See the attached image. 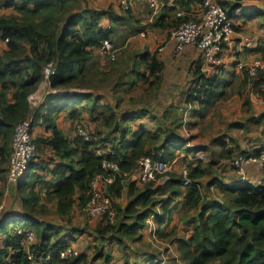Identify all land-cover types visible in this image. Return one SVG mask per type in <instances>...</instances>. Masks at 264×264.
<instances>
[{"label": "trees", "instance_id": "1", "mask_svg": "<svg viewBox=\"0 0 264 264\" xmlns=\"http://www.w3.org/2000/svg\"><path fill=\"white\" fill-rule=\"evenodd\" d=\"M178 3L189 13L195 7L203 6V0H178ZM236 7L233 6L231 11ZM2 9L15 13L3 15ZM125 12L128 14L126 17L110 10L92 8L87 0L0 2V40L6 41L0 47V173L8 172L11 145L18 124L32 118L34 128L37 117L42 115V122L50 132L48 137L33 138L37 156L31 160L25 176L17 184L27 214L0 219V264H33L30 253L35 260L42 261L40 264H79L84 261L86 254L81 252L70 261L60 257L70 244L61 232H55L52 224L47 225V221L35 216L44 202L53 201L56 213L62 219H71L76 209L84 211L92 198V181L106 173L103 166L106 160L120 166L119 174L106 186L111 200L120 199L124 195L125 179L138 169L143 157L171 163L176 150L183 144V140L182 144L172 140L178 135L169 132L164 134L162 144L157 145L161 133L148 134L144 128L131 129L139 116L120 118L116 107L104 103L103 96L98 94L99 90L111 85L116 84V89L121 87L123 76H118L119 81L114 83L118 66L101 65L94 53L98 51L100 54L105 41H111L118 49L112 38L113 24L130 18L131 9ZM255 14L253 12L247 17L253 18ZM190 16L172 18L173 23L167 25L165 16L161 15L159 25L177 26L184 20L194 19ZM239 27L235 25L236 30ZM256 50L264 58V44L259 43ZM138 55L144 70L134 65L130 71L134 80L146 83L151 77L160 79L158 73L163 71V64L157 54L144 51ZM49 63L55 68V73L48 78L51 88L64 94H49L42 110H36L31 106L30 96L46 79L45 68ZM202 64V57L198 54L190 66L193 75L186 93L187 103L197 104L200 112L222 98L229 84L223 76L225 70L222 66H219L220 72L207 75L202 72ZM241 76L245 83L253 81L254 90L264 100V70L251 76L244 68ZM64 110H69L68 116L77 133L79 128H90V140L79 133L70 139L58 128L54 115ZM249 120L262 123L264 113ZM47 150H51L55 158H41ZM254 150L262 151L264 148ZM99 151L103 154L98 155ZM242 152L246 153L235 142L230 145L222 143L221 157L234 171V158ZM52 161L60 162L54 166L46 165ZM38 170L45 171L51 178H42L36 172ZM204 174L201 161L189 168L190 183L186 190H183L184 176H171L155 188L154 184H149L140 191L136 190L135 182H130L133 198L128 204L122 208L112 200V206L121 218L119 224L111 225L108 220L106 227L98 229L99 234L114 232V239L118 241L123 237L133 238L141 231H148L146 221L152 215L158 225L156 232H160V226L171 217V203L185 194L184 204L190 209H199L195 216L194 234L188 241L181 242L187 264H264V172L262 182L257 185L252 181L242 182L238 177L229 185L219 178L210 181V187L216 186L228 196L227 204L207 202L198 181ZM156 195L163 198L157 199ZM158 207L161 214L157 213ZM103 218L107 221L106 216ZM18 229L34 231L35 241L30 243L26 232L19 233ZM101 259L107 262L110 256L100 250L93 260Z\"/></svg>", "mask_w": 264, "mask_h": 264}, {"label": "rangeland", "instance_id": "2", "mask_svg": "<svg viewBox=\"0 0 264 264\" xmlns=\"http://www.w3.org/2000/svg\"><path fill=\"white\" fill-rule=\"evenodd\" d=\"M2 0H0L1 2ZM153 0H134V6L131 9V16L127 18L126 21H122L118 24H113L115 31L112 36L114 44L118 48V55L116 60H109L102 58L98 51L94 53L96 60L102 65H111L115 64V68L118 66V73L126 68H130L131 64L135 65L137 69L143 68L141 59L138 57L140 53L144 51L150 52L151 54H157L158 58L162 60L165 64V69L162 74L164 79V92L170 97V101L173 99V104H178L179 100L183 96L184 85L189 81V84L192 80L193 73H190V66L193 62L194 57L192 54H189L187 50L178 51L174 43L173 47L171 44L172 33L176 28L174 26L162 27L159 25L158 18L162 14L163 10H160L157 15H154V7L152 4ZM160 4L164 0H157ZM87 3L92 8L110 10L113 14L119 16H127L128 14L123 11L118 0H87ZM185 9V8H184ZM195 10V11H194ZM204 10L203 6H197L193 9L191 18L199 17L200 13ZM179 11H184L183 7H180L175 12H168L169 17L176 18ZM15 13L13 10L2 9L1 14L11 15ZM185 15H188L186 13ZM195 16V17H194ZM158 22V23H157ZM173 23L172 20L166 21L168 25ZM107 24V22L105 21ZM241 27V26H240ZM239 30H236L241 33L243 32L242 27ZM140 29L142 31H140ZM245 31V30H244ZM250 31V30H249ZM236 33V36L238 34ZM146 39V41H143ZM240 43V41H238ZM237 44L231 48L232 52L225 51L222 55V63L219 66H222L225 71L224 77L229 81H232L227 87L224 96L211 105L205 113V116L201 119L195 118L190 119V114L194 111L191 110L187 115V120H182V130H180L181 136L184 138L183 145L185 142H188L186 146H191V144H197L199 146H204L205 151L197 153L196 157L193 154L187 156L190 160H200L204 164L203 168L207 172L206 176L200 179L201 188L204 194L208 198H214L219 201L227 204L228 196L222 194L217 189L208 188L209 181H212L214 176H220L217 169L214 167L211 162H216L220 160L219 153L222 149L220 142L217 143L218 139L226 140L229 145L231 142H235L240 145L241 150L243 147L251 148L256 143H259L264 146V122L255 123L253 121H248L252 116H259L261 112L264 111V103L261 104L263 99L258 98V93L254 90L253 81L249 80L247 83L243 81L242 76L240 77V70H237L236 67H231L233 58H237L238 62H242L245 65H250L257 59L264 60L263 56H254L250 54L246 56V49L243 50V47L240 44ZM264 44V42H262ZM242 48V53L239 50ZM243 54L241 59L237 53ZM198 54V52H196ZM102 62V63H101ZM167 65H166V63ZM140 67H139V65ZM238 65V63H237ZM219 66H208V71H203L207 75L211 71L220 72ZM144 69V68H143ZM113 71V70H112ZM113 79V78H112ZM97 79L94 80V82ZM124 90V89H122ZM147 89H143L141 86L133 89L131 95L124 94L126 98L134 97L136 100H144V98H149L148 94H145ZM123 92V91H122ZM187 92V90H186ZM185 92V94H186ZM181 111L184 112V108L180 107ZM190 121L197 122L194 125L190 124ZM60 125L64 130H66L67 135L71 137L77 135V131L73 128L71 131L66 125L69 123L63 115L60 117ZM150 128L154 129V126H151V120L146 121ZM238 124H243L238 125ZM88 128V127H87ZM92 128V126H91ZM90 129V128H88ZM43 128L41 130L35 131L33 137L37 134L43 133ZM93 130V128H92ZM179 135V137H181ZM232 140V141H231ZM41 154V153H40ZM186 153L184 150L180 152L181 156H184ZM205 154V155H204ZM49 156L48 152H45L42 157ZM180 160L182 158L180 157ZM199 162V161H197ZM169 170L157 175L154 180L143 181L137 176V171L133 172L132 175L128 176L125 181V191L124 195L120 199H112L114 202L118 203L122 208L125 207L128 202L133 198L130 193L129 184L130 182H135L137 184L138 191L143 190L149 184H154V188L158 185L164 183L166 179H169L171 176L181 177L185 170L189 171L188 165H176V162L168 163ZM222 164H228V162H223ZM196 166V165H195ZM224 165H222L223 167ZM225 168V167H224ZM220 173V172H219ZM3 174V173H1ZM161 176V177H160ZM6 176L0 175V192L8 186V172L7 180ZM216 178V177H215ZM252 183H258L257 180H252ZM187 187H183V190H186ZM104 196L107 195L106 188ZM157 199H162L160 195H156ZM4 199V196L1 198ZM181 199H178L180 201ZM176 209L172 212V219L170 220V225L165 230L166 232H156L158 225L154 219L152 221H146V224L149 225L148 231H141L138 235L131 240L122 239L118 241L114 239V232H107L106 234H99L98 229L106 227L108 221H104L103 217H90L86 214L85 211L75 210L72 213L71 219H62L56 213L55 203L51 201H45L44 205L38 210V213L35 216L41 220L47 221L48 224H52L55 232H60L62 229L65 230H74L77 232H85L89 242L87 246L83 245V239L80 237L78 240L81 242L78 245L74 244L77 249L83 251L86 248V257L88 262H94V264H101L97 262L98 260H93L98 256V252L103 250V252L112 258H116L114 262L107 261V264H124L125 262H134L132 255H136L137 264H187L186 259L184 258V250L182 248V241H188L192 234H194V225L195 223L190 224L186 222V216H192L196 211L187 212L185 209L181 208V204L177 202L175 205ZM115 209V208H114ZM117 212V210L115 209ZM118 213V212H117ZM106 220V219H105ZM120 215L117 214L116 218L110 222L111 225L117 226L120 222ZM61 228V229H60ZM152 231V232H150ZM141 234V235H140ZM125 238V237H123ZM128 238V237H126ZM128 242V243H127ZM130 242V243H129ZM123 262V263H121ZM91 264V263H90Z\"/></svg>", "mask_w": 264, "mask_h": 264}, {"label": "crops", "instance_id": "3", "mask_svg": "<svg viewBox=\"0 0 264 264\" xmlns=\"http://www.w3.org/2000/svg\"><path fill=\"white\" fill-rule=\"evenodd\" d=\"M163 7H162V14L165 16V21L168 20H172L171 17H169L168 12L173 13L175 12L177 9H179L181 7L180 3H178V0H164V2H162ZM256 12L255 16H253V18H248L247 15ZM160 15V16H161ZM160 16L158 18V21L160 22ZM231 16L234 18L235 23L238 26H241L243 29V32H239L238 31V36H236V41H243L244 39L249 40L250 45L246 46V45H242L243 50L246 49L247 52L245 53L246 56H249L250 54H253L254 56H260L261 54L256 50L257 46L259 45V43L264 42V0H248L246 2L241 3L239 6L237 5V7L235 8V10L231 11ZM246 16V17H245ZM163 21V22H165ZM158 23V22H157ZM240 27V28H241ZM245 30V31H244ZM250 30V31H249ZM143 41H146V39H143ZM174 41L171 39V44L172 47L174 45ZM176 47V46H175ZM245 48V49H244ZM187 50L189 54H192V56L194 57V59L192 61H195L197 59L198 54H196L197 48L193 45H188L185 47V49L183 51ZM239 50L242 53V48ZM227 52H232L231 49H226ZM142 54V53H140ZM237 55H239V58L241 59V56L243 54H240V52L237 53ZM140 56V55H139ZM262 56V55H261ZM159 61L163 64L164 62L162 60L159 59ZM232 65L231 67H236L237 70L242 71V69H240L237 65L238 59L237 58H233V60L231 61ZM102 63V62H101ZM166 63V62H165ZM132 66H130V68H126L125 70H122L120 73L117 72V76H116V80L114 81V83H116L117 81H119L117 78L118 76H123V79L121 81V87L119 88H115L114 85H111L110 87L101 89L98 91V94L103 96L102 101L104 103H109V104H113L116 107V110L119 114V117L122 118L124 116H132V115H138L139 116V120L134 122L131 125V129L133 130H137L139 128H144L146 130V132H148V134H154V133H161L162 137H160L159 139V144L157 145H161L163 140L165 139L164 134L165 133H171V134H177L178 136H181L180 130H182L183 126H182V120L184 118V120H187V115L190 113L191 110H193L194 112L192 114H190L189 120L190 119H195V118H203L205 116V113L207 111V109H202V111L200 112L199 107L197 104L192 105L187 103L186 101V90L189 86V81L184 85V88L182 89L183 92V96L181 97V99L179 100L178 104H173V99L170 101V97L168 96L167 93L164 92V79L162 78V74L164 72L165 69V64H163V71L158 73L160 75V79L157 77H151L149 79L148 82L143 83L142 81H139L137 79L134 80V76L130 73V71L133 69L132 67L134 66L133 63L131 64ZM139 65V63H138ZM167 65V63H166ZM140 67V65H139ZM143 67V65H142ZM141 68V67H140ZM142 70H144L143 68H141ZM213 74V71H211L209 73V75ZM226 78V77H225ZM226 80L229 82V84L226 86L227 87L230 85V83L232 81H229L227 78ZM131 84V85H130ZM133 85V86H132ZM130 86H132L130 88ZM142 87L143 89H147L145 92V94H148L149 98H144V100H136L134 97H129L126 98L124 94H128L131 95V91L137 87ZM124 89V90H122ZM123 91V92H122ZM51 93H60V94H64L63 91H55L52 90L50 82L48 79H45L37 88V90L30 96V103L32 108L34 109H38V110H42V108L45 106L46 104V100H47V96ZM187 93V92H186ZM259 99H262L258 96ZM221 99V98H220ZM219 101L216 100L215 102ZM264 103V100L261 101V104ZM180 107L184 108V112L181 111ZM264 113L261 112V114ZM62 115L69 120V123L66 125V127H69V130L71 131V129L73 130V122L70 119L69 115V110H64L61 112H57L54 115L56 124L58 125V128L60 130H62L67 137H69L70 139H73L74 137H71L69 134L67 135L66 130H64L62 128V126L60 125V117H62ZM37 121L36 124L33 128V135L35 134V131L37 130H41L43 128V133L42 134H37L35 137L37 136H46L48 137L50 135L49 130L46 128V125L42 122L43 121V116L41 115L40 117H37ZM250 119V118H249ZM248 119V121H249ZM151 120V123H153L151 126H154L152 128L149 127L148 123L146 121ZM194 123L197 122H191V125H194ZM239 125V124H238ZM177 136V138H178ZM172 139L175 141H179L181 143V140H183V142L185 141L184 138L181 136L179 139ZM232 141V140H231ZM189 142V141H188ZM188 142H185V145H181V147H179L176 150L175 156L173 158H171L172 162H176V165L178 166H189V168L195 167V165L199 164L200 160H195L192 161L190 160L187 156L191 155V154H195L194 157H196L197 153H201L203 151H205L204 146H199L197 144H191V146H186ZM220 142V144H222L223 142H226L227 144H229L226 140H223L221 142L220 139H218L217 143ZM233 142V141H232ZM231 142V143H232ZM190 143V142H189ZM222 147V145H221ZM259 148H264L263 145L256 143L255 145H253L252 149H259ZM184 150L185 151V155L181 156L180 152ZM243 150L245 151H249L251 150V148H246L245 146L243 147ZM47 152L49 153V156H43L44 159L48 160V157H52L55 158V154L52 153L51 150H47ZM222 154V149L219 153V157L220 160H217L216 162H211V164L214 165V167H218V174H221L220 176H214V178H219L220 180H222L224 183H226L227 185H229L231 182H233V180L236 179L237 174L236 171H234V169H232V167H230L229 165L226 164H222L223 162H228L225 159H223L221 157ZM205 155V154H204ZM180 157L182 158V160H180ZM61 161V160H60ZM60 161H52L54 163H48L46 164L47 166H54L56 163L60 162ZM199 161V162H197ZM204 164H202V168ZM222 165H225L222 167ZM205 174L200 178L202 179L203 177L206 176L207 172L205 171V169L203 168ZM39 176H41L42 178H51V176H49L45 171L42 170H38L36 171ZM0 175H4L6 176V180H7V171L3 172V174L0 173ZM249 176L251 181L252 180H257L259 184L260 180H262L263 176H262V172L259 170H256L255 168H250L249 170ZM212 178V179H214ZM200 179L198 181H200ZM210 183V181H209ZM208 185L209 190L212 188L217 189L219 192H221L222 194H224V196L226 195L225 193H223L219 188H217L216 186L210 187ZM200 186H201V182H200ZM184 187H186L184 185ZM201 188V187H200ZM202 190V188H201ZM203 192V191H202ZM204 194V192H203ZM184 195L182 197H179L177 199H175V201H173L170 205L171 208V217L167 222H164L161 226H160V232H166L165 230L162 229H167L170 225V220L172 219V212L174 209H176L175 205L178 203L181 204V208L185 209V211L187 212H191V211H196L192 216H186V222L190 223L193 225V223L196 222L195 216L196 214L199 212L198 208H194V209H190L187 205L184 204ZM205 195V194H204ZM4 196V199H1ZM206 196V195H205ZM207 197V196H206ZM178 199H181L180 201H178ZM217 201L219 202V200L214 199V198H208L207 197V202H214ZM53 202V201H51ZM222 203V201H220ZM3 204V208L0 209V219H7L12 218V217H20V216H25L27 213L24 210L22 203H21V198L18 194V190H17V185L11 184L9 183L7 187L4 188V191L2 190L0 192V205ZM157 213L161 214V208L158 207L157 208ZM152 219H154V215H152L151 217H149L147 219L148 221H152ZM47 221L49 222L50 220L47 219ZM149 223V222H148ZM53 227V225H52ZM61 229V228H60ZM61 236H65V240L68 242V244H70L69 246H72L74 248L79 247V243L81 242L80 240H78L80 237H82V241H83V245L87 246L89 242V238H87V235L85 232H77L76 229L74 230H65L62 229L61 231ZM146 232V231H144ZM141 235V234H140ZM193 235V234H192ZM191 235V236H192ZM124 242L125 240H131L130 242L133 241V239L130 238H123ZM129 242V243H130ZM128 243V242H127ZM74 244L78 245V246H74ZM77 249V248H76ZM79 252H81V254H85L86 253V248L83 249V251H80V249H77ZM133 261H136V255H132ZM116 260V258H112L110 256V261L109 262H114ZM93 262V261H92ZM92 262H88V260L86 259L85 261L80 262L79 264H90ZM97 262H100L101 264H107V262H105L103 259L98 260ZM132 262V263H134ZM94 263V262H93ZM123 263V262H121ZM131 264V262H125L124 264Z\"/></svg>", "mask_w": 264, "mask_h": 264}, {"label": "built area", "instance_id": "4", "mask_svg": "<svg viewBox=\"0 0 264 264\" xmlns=\"http://www.w3.org/2000/svg\"><path fill=\"white\" fill-rule=\"evenodd\" d=\"M248 0H203L204 10L199 17L194 19L184 20L179 23L172 33V40L175 42L176 49L183 51L186 46L193 45L197 48L201 55L203 64L202 70L208 71V66H219L222 63V55L226 49H231L237 44L236 29L234 18L231 16V8L239 6L241 3ZM119 6L123 11L132 9L134 0H118ZM154 7V15H157L162 10L163 4L157 0L152 1ZM192 15L190 12L179 11L177 17L184 18L185 14ZM6 41L0 40V47ZM239 43V42H238ZM240 46H249L250 42L247 39L240 41ZM100 54L109 60H116L118 49H116L111 41H105L100 48ZM240 69L246 68L251 76L257 75L259 70H264V60L257 59L250 65H245L238 62ZM55 73V68L52 63H49L45 68V76L48 79ZM206 74V73H205ZM33 119L27 120L18 124L15 128V133L11 145L10 163L8 168V179L11 184L17 185L28 170L29 163L37 156V148L34 142L32 133ZM78 133L86 140H90L88 129L79 128ZM103 151H99L98 155H102ZM233 165L237 177L242 182H250L249 170L255 168L264 172V150L256 151L251 149L246 153L237 154L234 158ZM106 173L100 174L94 178L91 184L92 198L84 208L86 214L90 217H104L106 220L112 222L117 215V212L112 206V200L109 196H104L103 189L112 183L116 174L120 172V166L117 163L104 161L103 163ZM169 170V164L162 160H154L150 156L143 157L139 161V167L136 170L137 176L143 181L154 180L157 175ZM185 178L184 185L190 183L188 178V171L183 172ZM166 179L165 181H167ZM163 181V182H165ZM260 180L259 183H261ZM0 205V209L3 208ZM19 233L26 232L28 241L32 243L36 239V234L32 230L24 231L18 229ZM79 254V251L67 246L61 253L60 257L64 260H73ZM30 260L33 264H40L42 261L34 259L33 254H29Z\"/></svg>", "mask_w": 264, "mask_h": 264}]
</instances>
